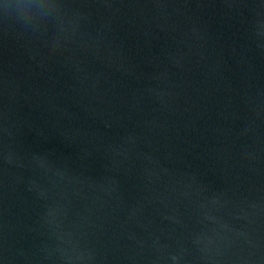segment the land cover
Masks as SVG:
<instances>
[{
  "label": "water",
  "instance_id": "1",
  "mask_svg": "<svg viewBox=\"0 0 264 264\" xmlns=\"http://www.w3.org/2000/svg\"><path fill=\"white\" fill-rule=\"evenodd\" d=\"M0 264H264V0H0Z\"/></svg>",
  "mask_w": 264,
  "mask_h": 264
}]
</instances>
